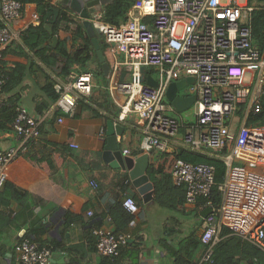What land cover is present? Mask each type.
<instances>
[{"label": "built area", "instance_id": "built-area-1", "mask_svg": "<svg viewBox=\"0 0 264 264\" xmlns=\"http://www.w3.org/2000/svg\"><path fill=\"white\" fill-rule=\"evenodd\" d=\"M237 0H135L132 17L112 24L105 21L100 8L90 19L92 27L116 53L123 56L122 67L129 76L116 85L118 93L126 96L121 112L137 115L144 124L141 149L145 153L163 150L159 137H174L185 129L183 141L189 150L202 148L224 151L222 161L226 170L224 181L215 183V168L208 163H191L172 159L170 174L175 186L184 187L185 203L194 204L199 198H209L217 186L221 194L218 207L204 218L200 241L204 245L201 261L212 263V253L219 241L222 227L242 241L264 253V125H241L235 135L230 133L228 117L237 104L249 97L255 113L261 109L259 99L264 92V35H256L250 26L253 8ZM264 3V0H251ZM66 0H51L54 7ZM24 4L18 0H0L4 21L21 17ZM35 25H38L35 16ZM65 19L60 29H65ZM70 29L76 23H68ZM17 51L11 32L0 27V62L5 49ZM14 68L11 63L4 64ZM157 71V86L140 81V68ZM246 74L251 76L244 83ZM193 77L192 104L194 120L169 115L173 107L166 101L170 82ZM5 78L0 71V103ZM252 85L254 87L252 88ZM57 93L54 107L67 115L75 112L77 101L88 97L92 90L89 72L69 71L63 82H54ZM11 128L18 134L14 147L0 150V189L10 179V165L27 152L30 142L40 135V122L25 107L12 105ZM128 150H124L127 154ZM125 184L129 180L124 181ZM93 188L96 184L92 183ZM122 208L132 215L128 227H133L139 208L134 199L123 194ZM92 216L93 212H87ZM95 249L101 257H118L129 242L135 241L128 232L92 228ZM52 249L22 237L14 246L15 264H52Z\"/></svg>", "mask_w": 264, "mask_h": 264}, {"label": "crops", "instance_id": "crops-1", "mask_svg": "<svg viewBox=\"0 0 264 264\" xmlns=\"http://www.w3.org/2000/svg\"><path fill=\"white\" fill-rule=\"evenodd\" d=\"M18 1L24 4L19 19L4 21L0 14V27L11 32L18 50L5 49L0 63H11L14 68L22 65L28 71L25 87L15 91L18 96L13 99L17 102L14 103L25 107L31 115L39 118L40 135L30 142L23 157H18L10 165V179L0 192V264H15L14 246L22 237L51 248L52 264H61V259H64V264H68L70 259L77 264H96L102 257L94 247L92 228L115 230L116 224L112 219L109 220L108 209L122 200L124 186L126 191L136 192L126 171L112 168L103 161L107 121L111 120L120 126L121 135L117 136V144L123 154L124 150H128L125 156L136 158L145 153L141 149L144 124L135 114L121 116L126 96L117 92L116 85L126 80L129 73L122 67L123 56L107 45L97 32L94 37H90V32L83 25L84 18L70 7H64L70 16L82 23L88 39L84 42L77 38L73 46L72 33L64 29L58 30V38L64 41L69 50L72 46L76 48L87 45L88 60L83 64L74 63L70 71L91 73V94L78 99L72 115L55 108L54 103L42 115L37 114L36 105L45 100L41 90L45 81L51 79L53 82H63L65 76H58L24 45L22 36L25 30L29 25H35V16L38 23L40 22L41 13L35 2ZM250 1H247V5L253 10L264 7V3L253 1L250 5ZM110 4L100 8V14L105 21V10ZM132 6L133 4L124 18H117L116 23H110L119 24L130 19ZM94 13L95 11L89 14L88 20L92 19ZM46 19L51 23L53 16ZM104 62L110 65L106 74L103 69ZM150 76L156 79L157 71ZM190 95L191 93L179 96ZM252 106L247 97L246 101L237 104L236 111L228 117L232 135L237 133L241 125H264L260 121L248 123V115L256 114ZM188 109L191 113L186 110L181 113L173 110L169 115L191 123L194 120L193 109ZM235 120L237 126L233 129ZM184 132L185 129L181 128L174 137L160 136L164 149L148 153V167L153 163L155 167L170 172L172 159L181 150H189L183 141ZM18 142V134L12 128L7 131L0 130V150L14 147ZM216 152L218 151L202 148L198 153L222 159ZM125 180H129V184L126 185ZM92 183L96 184V188H93ZM184 207L185 214L192 213L195 208L200 215L203 210L196 207L195 203H185ZM90 210L93 212L91 217L87 215ZM156 211L166 214L165 218L157 220L159 213ZM152 216L157 219H152ZM180 218L175 213L157 208L153 202L140 207L135 225L126 229L136 242L124 247L116 263L111 261L110 264H129V254H132L131 257L136 255V262H133L136 264H174V249L185 237H159L154 231L167 221L179 225ZM149 228L152 230L147 233ZM200 231L201 229L198 230L199 235ZM220 238L219 236V240ZM202 255L203 251L199 255L200 262Z\"/></svg>", "mask_w": 264, "mask_h": 264}, {"label": "trees", "instance_id": "trees-1", "mask_svg": "<svg viewBox=\"0 0 264 264\" xmlns=\"http://www.w3.org/2000/svg\"><path fill=\"white\" fill-rule=\"evenodd\" d=\"M21 1L35 2L38 11L41 13L39 24L29 25L22 36V41L30 51H32L49 68L54 70L58 76H66L74 63L83 64L88 60L89 56L86 54L88 50L86 44H84L82 47H73L75 46L74 41L77 38H80L84 42H87L88 37L86 33H84L82 23L80 24V22H77V20L70 16V14H68V12L64 9V7H69L67 1L66 3H60L61 6L57 5L56 7L52 6L49 0ZM134 1L135 0H114L113 3L110 4V6L105 10V19L109 22L116 23L117 18L125 17L127 10L134 3ZM52 9L58 10V16L56 17V20L54 22L49 23L46 19V15ZM250 15V26L252 32L256 35H264V7L254 9L250 13ZM62 19H65L67 22L64 30H68L72 33L71 41L73 43V48L71 47V50L68 49L64 41H60L58 38V30L60 29V23ZM71 21H74L76 23V27L73 30H71L70 26L68 25V23ZM55 36L57 37V44L55 46H52V39ZM0 71L5 78L3 91L4 94H6V98H4L0 103V130L7 131L11 129L9 125L14 115L12 105L17 103L16 100L13 99L15 96H18L17 92L15 91H17L18 89L21 90L25 87L24 81L26 79V76L28 75V71L22 65H16L13 69H7L4 67V64L1 65V63ZM146 73L148 75H154L155 71L151 68H146ZM53 84V80L48 79L41 87V90L45 96V100L37 104L35 107L36 113L39 115H42L44 111L49 109L51 105L56 101L57 93L54 91ZM260 106L261 110L258 113H250L248 115V123H254L258 121L264 122V95H262L260 98ZM216 153H218L220 156H223L225 152L218 151ZM176 157L191 163L212 164L215 168V179L216 177L223 178L225 175V164L220 158L209 157L207 155L200 154L191 150H181L179 154L176 155ZM146 174L148 175V178L152 182L154 187V206L159 209L166 210L169 213H175L179 216L184 214V212L186 213L184 207V187L175 186L172 183L170 172L163 171L162 168L155 167L152 163L147 168ZM6 183L7 182H5L3 186H5ZM2 188L0 189V192ZM124 189V193H127L134 199L138 208L146 206L137 192L126 191V186H124ZM121 201L108 209L111 217H109V220L112 219L116 224L115 230H113L114 233L125 232L128 227L129 221L132 219V215L122 208ZM220 203L221 194L217 190V186H214L211 189L209 198H199L196 201L195 206L204 209L205 206L209 204L211 207L216 208L220 205ZM192 211L193 212L191 214L199 218L200 223L198 225L195 224L189 231L188 236L180 241L178 243V247L174 249L176 251V257H174L173 262L174 264H264V253L253 247L251 244L242 241L238 237L232 235L225 227L221 228L219 234L221 238L213 248L212 263L208 261L200 262L199 255H201L205 247L200 241L198 230L202 229L203 219L200 217L195 208ZM163 227H167V222L163 224ZM165 233L168 236H172L174 231L172 232V230H170L169 233L165 231ZM137 237L139 238L140 236ZM132 242H129L127 245L131 244ZM123 248L121 249L119 255H121ZM131 255L132 254H129V264H136L133 263L134 261L136 262V255L133 257H131ZM119 257L120 256L115 257L112 262L116 263ZM110 262V258L102 257V259L99 260L96 264H110ZM68 264L77 263L74 260L70 259Z\"/></svg>", "mask_w": 264, "mask_h": 264}, {"label": "water", "instance_id": "water-1", "mask_svg": "<svg viewBox=\"0 0 264 264\" xmlns=\"http://www.w3.org/2000/svg\"><path fill=\"white\" fill-rule=\"evenodd\" d=\"M68 6L76 14H79L84 18L83 25L90 32V37H94L96 30L92 27L90 20H88L89 14L96 11V9L101 8L107 4L112 3L114 0H66ZM53 16L51 23L56 20L58 11L56 9L51 10L47 13L46 17L49 18ZM57 43L56 37L52 39V46H55ZM98 57L99 54H97ZM103 60L102 58H100ZM110 65L107 62L103 63L104 73L106 74ZM145 68H140V81L146 82L147 84L156 87L157 81L152 78L150 75L145 74ZM194 83V78L189 76L177 81H172L169 83L166 92L165 98L172 105L174 110L178 113H181L188 108H190L195 100V95L191 94L187 97H180L178 91L184 86ZM120 126L115 125L113 121H107L106 126V144L104 146L102 158L104 163L110 165L112 168L121 169L128 173L129 179L131 180L132 185L134 186L136 192L140 196L141 200L145 204H151L153 202L154 196V187L152 182L149 180L146 170L148 167V153H143L142 155L136 158H130L125 156L119 149L117 144V136L121 135L119 131ZM211 212V207H206L200 212V217L204 219ZM61 264H64V259H61Z\"/></svg>", "mask_w": 264, "mask_h": 264}, {"label": "rangeland", "instance_id": "rangeland-1", "mask_svg": "<svg viewBox=\"0 0 264 264\" xmlns=\"http://www.w3.org/2000/svg\"><path fill=\"white\" fill-rule=\"evenodd\" d=\"M237 2L240 3V4H243V3H245V0H237ZM253 3H254L253 1L249 2L250 5H252ZM180 79H182V75H180L178 77V79H175V80H180ZM250 80H251V76L249 74H246L245 77H244V83L248 84L250 82ZM192 87H193L192 85L188 84V85L184 86L182 89H180L177 93L179 95H185V94L192 93ZM27 106H28V104H27ZM27 108L29 109V106ZM186 111L188 112V111H190V109H187ZM186 111H184V112H186ZM188 113H191V112H188ZM236 126H237V121L235 120V121H233V127H234L233 129H235ZM233 132L235 133V130H233ZM201 162H205V161H201ZM225 170H226V167H225ZM223 181H224V178L216 177V179H215V183L216 184H221ZM156 213H159V212L156 211ZM158 215H159L158 219L155 218L154 216H152V219H154V218L157 219V220L163 219V218H165L166 214H164L163 212H160ZM180 217L181 218L179 220L180 221L179 225H173V224H171V223H169L167 221V227L166 228L163 227V225H160L159 227H156L155 231L153 229V231L155 233L157 232L159 234L158 235L159 237H182V238L183 237H187L188 233L192 229V227L195 224L198 225L200 223V219L195 217V216H193L191 213L190 214H185V212ZM151 230L152 229L149 228L147 230V233L151 232ZM170 230H172V232L174 231L172 236H168L165 233V231L167 233H169ZM183 239H181V241Z\"/></svg>", "mask_w": 264, "mask_h": 264}, {"label": "clouds", "instance_id": "clouds-1", "mask_svg": "<svg viewBox=\"0 0 264 264\" xmlns=\"http://www.w3.org/2000/svg\"><path fill=\"white\" fill-rule=\"evenodd\" d=\"M167 101V100H166ZM168 102V101H167ZM204 220V219H203ZM202 230V229H201ZM201 232V231H200Z\"/></svg>", "mask_w": 264, "mask_h": 264}]
</instances>
